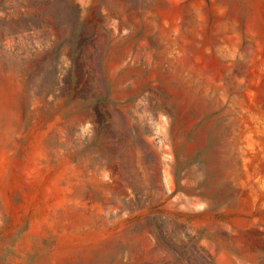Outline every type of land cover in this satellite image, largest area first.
Returning a JSON list of instances; mask_svg holds the SVG:
<instances>
[{"label":"rangeland","instance_id":"obj_1","mask_svg":"<svg viewBox=\"0 0 264 264\" xmlns=\"http://www.w3.org/2000/svg\"><path fill=\"white\" fill-rule=\"evenodd\" d=\"M0 264H264V0H0Z\"/></svg>","mask_w":264,"mask_h":264}]
</instances>
